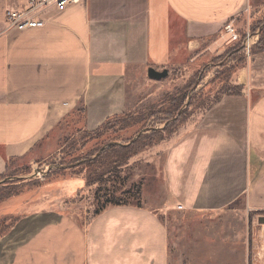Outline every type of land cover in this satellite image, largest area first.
<instances>
[{
    "label": "crops",
    "instance_id": "0c3cea01",
    "mask_svg": "<svg viewBox=\"0 0 264 264\" xmlns=\"http://www.w3.org/2000/svg\"><path fill=\"white\" fill-rule=\"evenodd\" d=\"M25 1L0 0V179L12 161L34 162L68 118H82L78 132L122 113L135 74L169 75L181 52L192 68L202 43L217 46L224 25L259 0H80L48 8L42 27L9 28L6 11ZM260 73L235 66L228 83L239 93L220 95L180 129L163 162L162 209L112 204L84 226L32 209L0 230V264H264ZM10 201L0 203V220Z\"/></svg>",
    "mask_w": 264,
    "mask_h": 264
},
{
    "label": "rangeland",
    "instance_id": "374dc122",
    "mask_svg": "<svg viewBox=\"0 0 264 264\" xmlns=\"http://www.w3.org/2000/svg\"><path fill=\"white\" fill-rule=\"evenodd\" d=\"M227 24L237 39L225 34L218 38L217 46L203 42L200 50L205 51L192 68L188 62L191 55L181 52L176 60L181 66L159 80L142 72L135 74L128 83L129 106L122 113L106 118L95 129L78 132L82 118L70 117L40 145L34 162L27 158L12 161L4 178L32 172L35 176L0 184L15 183L12 189L16 192L2 201L11 200L0 230H6L22 213L42 207L57 209L81 226L114 202L162 209L168 202L165 154L186 121L197 119L196 115L220 95L239 90L228 83L235 66L250 63L264 78V0L245 6L237 19ZM182 26L177 20L175 40L181 46ZM247 32L252 37L248 50L243 44ZM242 46L241 54L230 56ZM256 52L261 54L250 56ZM114 145L117 147L110 148Z\"/></svg>",
    "mask_w": 264,
    "mask_h": 264
},
{
    "label": "built area",
    "instance_id": "2783aa9c",
    "mask_svg": "<svg viewBox=\"0 0 264 264\" xmlns=\"http://www.w3.org/2000/svg\"><path fill=\"white\" fill-rule=\"evenodd\" d=\"M79 1L80 0H26L21 8L6 11V21L9 28L16 30L42 27L45 22L41 17L48 8L60 11ZM223 29L225 34L230 35L233 40L237 39V34L230 24L224 25ZM251 39L252 37H250V34L247 32L243 41L247 50L251 43Z\"/></svg>",
    "mask_w": 264,
    "mask_h": 264
},
{
    "label": "water",
    "instance_id": "95a60500",
    "mask_svg": "<svg viewBox=\"0 0 264 264\" xmlns=\"http://www.w3.org/2000/svg\"><path fill=\"white\" fill-rule=\"evenodd\" d=\"M168 72L166 69H163V70H160V71H157L153 68H149L148 71H147V75L149 78L151 79H154V80H159L165 76H167ZM35 176V173H30V174H27V175H21V176H16V177H6V178H1L0 179V184L2 182H4L5 180H13V179H25V178H30V177H33ZM260 222H264V217L263 218H260Z\"/></svg>",
    "mask_w": 264,
    "mask_h": 264
},
{
    "label": "trees",
    "instance_id": "16d2710c",
    "mask_svg": "<svg viewBox=\"0 0 264 264\" xmlns=\"http://www.w3.org/2000/svg\"><path fill=\"white\" fill-rule=\"evenodd\" d=\"M242 43V42H241ZM244 47L242 46V48H236V49H243ZM262 50H264V48H262ZM261 50V51H262ZM239 93V91H237ZM229 93V92H227ZM230 93H235V92H230ZM167 115L169 116V112H166ZM104 127V126H103ZM141 138V137H140ZM117 146H111L110 148H116ZM103 152V151H102ZM4 177V176H3ZM13 186H15V183H9V184H4L0 186V202H2L3 200H5L6 198L14 195L15 189H12ZM113 204H128V203H123V202H114ZM102 210V209H101ZM99 210V211H101ZM99 211H96L95 214L99 213Z\"/></svg>",
    "mask_w": 264,
    "mask_h": 264
}]
</instances>
